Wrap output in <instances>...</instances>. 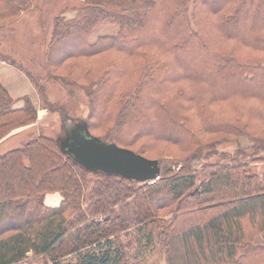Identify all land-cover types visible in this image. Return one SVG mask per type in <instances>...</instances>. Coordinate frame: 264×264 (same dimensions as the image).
I'll list each match as a JSON object with an SVG mask.
<instances>
[{"label": "trees", "instance_id": "1", "mask_svg": "<svg viewBox=\"0 0 264 264\" xmlns=\"http://www.w3.org/2000/svg\"><path fill=\"white\" fill-rule=\"evenodd\" d=\"M30 4L0 0V20ZM76 10L55 18L45 64L101 65L82 75L89 132L144 156L145 138L183 155H159V177L140 181L87 169L43 133L0 153V264H142L156 250L162 264H264V0H84ZM104 21L117 33L91 41ZM187 50L201 72L185 67ZM20 99L0 82V144L40 114ZM242 136L247 145L217 149Z\"/></svg>", "mask_w": 264, "mask_h": 264}, {"label": "rangeland", "instance_id": "2", "mask_svg": "<svg viewBox=\"0 0 264 264\" xmlns=\"http://www.w3.org/2000/svg\"><path fill=\"white\" fill-rule=\"evenodd\" d=\"M30 6L15 18L0 20V62L5 61V65H10L14 71L23 70L33 85L28 82L22 84L23 78L6 79L10 73L6 72L5 79L9 88L14 91L18 87L26 90L27 94L18 96L15 106L23 103L22 97H30L32 102L40 110V114L34 124L22 129L16 135L11 136L0 144V153L6 150L20 146L24 141L38 133L52 136L59 142L64 141L65 125H75L88 118L90 112V97L84 89L88 81L92 79L99 70L101 65H74L69 61L66 65H46L45 64V45L48 36L51 33L55 18L62 17L69 20L77 14L76 8L80 6L84 0H30ZM89 32V39L94 41L98 36L103 34H116L118 25L112 21H104L93 24ZM150 30L146 28L144 34ZM68 50V47H62ZM62 51V50H60ZM184 60L185 67L189 71L201 72L199 68H191L193 53L186 51ZM71 63V64H70ZM96 64V63H95ZM92 70L88 81H84L82 75L88 69ZM17 68V69H16ZM19 69V70H18ZM0 71L4 74L3 67ZM205 71V70H204ZM202 71V72H204ZM17 73V72H14ZM30 75H28V74ZM205 73V72H204ZM74 74V75H71ZM13 78V77H12ZM82 78V79H81ZM65 80H72L71 83H65ZM42 86V91L39 86ZM4 85V84H3ZM5 86V85H4ZM10 94V93H9ZM102 130V129H101ZM100 133L99 130L92 129V134ZM203 139L209 140L215 136L210 134H200ZM148 144L149 151L144 152L146 157L158 158L159 155L170 154V156L180 157L183 153L179 152L173 145H161L151 141L150 139H140L137 141ZM248 141L245 137H240L236 142L227 141L218 144V150H234L239 145H247ZM160 151V152H159ZM49 196L42 195L43 201H49ZM32 264H45V257H31ZM145 263L142 264H162V257L158 250L148 256Z\"/></svg>", "mask_w": 264, "mask_h": 264}, {"label": "water", "instance_id": "3", "mask_svg": "<svg viewBox=\"0 0 264 264\" xmlns=\"http://www.w3.org/2000/svg\"><path fill=\"white\" fill-rule=\"evenodd\" d=\"M65 132L64 141L58 142L66 153L87 169L140 181H153L159 177L160 166L156 158L102 140L89 132L86 120L67 128L65 125Z\"/></svg>", "mask_w": 264, "mask_h": 264}, {"label": "crops", "instance_id": "4", "mask_svg": "<svg viewBox=\"0 0 264 264\" xmlns=\"http://www.w3.org/2000/svg\"><path fill=\"white\" fill-rule=\"evenodd\" d=\"M5 63L6 62L3 61V60H1V62H0V67H3V69H4V74H3V72L0 71V82L5 85V87L7 88L8 92L10 93V95L15 99V98H18V96H20V95L27 94V92H26L25 89L20 88V87H18L14 91H12V89L8 87L7 82L3 81V79H5L6 72L10 73V76L7 77L6 79H8V78H10L12 80L18 79L20 81L21 78H23L24 80H23L22 84H24V83L26 84L28 82L30 84L28 86H31V92H32L33 91V85L31 83L30 79L28 78V76L26 74L24 75V73H22L23 70H20L21 72L14 71V72H17V73H14L13 72L14 69L12 68V66L5 65ZM47 196H49L48 197L49 201H47V202H49L50 204L51 203L52 204L56 203L58 201V199H59V196H57L55 194H50V195H47Z\"/></svg>", "mask_w": 264, "mask_h": 264}]
</instances>
